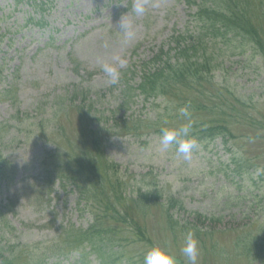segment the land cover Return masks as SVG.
<instances>
[{
    "label": "rangeland",
    "instance_id": "obj_1",
    "mask_svg": "<svg viewBox=\"0 0 264 264\" xmlns=\"http://www.w3.org/2000/svg\"><path fill=\"white\" fill-rule=\"evenodd\" d=\"M50 4L49 10L46 5V11L32 13L35 21L41 19V22L44 24L43 27H37L33 24L22 27L23 22H21V19L24 20L23 17L27 14V17L31 16L29 15L30 12L21 8L24 6L15 8L11 0H0V19H2L0 22V39L2 40L0 44V89L7 88L8 86L13 88L8 95L0 99V138L14 135L4 140V145H10L12 138L19 137V131H14L15 127H26L32 122L36 115V106L38 104H40V107L48 109L47 111L49 114L54 113L56 115L55 119L63 128L68 129L70 122L71 128L77 127L78 113L75 112L76 109L71 105V102H66V99H70V97H66L64 92V90L67 89L66 87L73 82V77L69 71L70 66L62 55L72 50L74 59L90 72L98 71L105 62L116 64V57L126 59L127 66L130 64V58L127 52L131 47L138 43H144L147 47L157 46L158 42L161 39L163 40L167 35V31L164 27L166 26L168 28L170 25L176 24L177 26L175 29H182L188 18L186 16L187 13L191 12L188 9L186 10L184 5L178 2V0H150L146 12L142 16L130 14L128 11L122 12L121 10L125 5V2L122 0H51ZM257 11L261 13L257 15V17L261 19L254 22V24H262L264 28V3L262 8ZM120 22L131 23L132 30L135 32V36L132 40L125 42L124 34L120 31ZM193 28L194 25L191 24L190 30ZM143 39L146 41H143ZM236 43L238 42L233 41L230 44L233 47ZM238 46L247 47L243 41H240ZM210 49V45H208L207 50L210 51ZM231 50L230 47L228 49H221V54L227 60L225 63L226 69L222 71V74L224 76L227 75V78L232 74L236 85L243 92L247 93V95L253 93L256 99L261 97L260 101L264 103V75L262 74L261 65L257 64V60H251L244 65L235 66L234 61H236V59H229ZM219 53L220 50L215 51L214 56H219ZM142 58L143 57H140V59ZM240 60L245 61L243 58H240ZM124 68H120L119 70H123ZM218 72L221 75V72ZM107 81L108 77L103 73L95 77L92 84L97 88H102V84L107 83ZM135 82H137V80H135L134 83ZM57 95L60 97L57 99L59 105L57 108H54L56 105L54 102L56 100L54 98ZM13 100L18 102L16 108L19 114H15V109L9 104ZM77 100V102L75 101L73 103L75 106L80 104L81 99L78 97ZM104 104L103 106L100 103L96 105V103L85 102V104L80 105L88 108L90 107L92 110L99 112L116 108L118 101H115L114 98L105 99ZM149 106L150 102L143 104L141 99L138 98L137 104L133 108V112H136L135 117L146 116L145 118L153 122V118L157 111ZM51 107H53L52 110H50ZM142 107H144V109H142ZM54 109H56L57 112H55ZM131 109L132 108L129 107V110ZM191 111L192 114H194V110L191 109ZM91 115L98 117L95 113H91ZM108 115L109 114L104 115L105 119H108ZM12 116L13 118L9 119ZM28 117H30V120H28ZM95 120L96 118H94V121ZM193 121L198 122V114L194 115ZM125 122L126 120L122 119L114 123L121 125ZM114 123L109 122L107 126L102 124L100 127L103 129L113 127L115 131H119L120 129L118 127L113 126ZM178 123L181 124L180 121H177L175 125ZM2 124L6 126L2 128ZM23 132L28 134L31 130L25 129ZM113 132L114 131H112V133ZM109 133V130L104 132L105 135ZM66 135L69 136L68 131ZM112 136H115V134H112ZM90 137L95 139L92 135ZM111 140H113L114 147L116 148L112 152H109L110 158L108 159L118 165L121 172H126V180L130 178L128 180L129 182L127 181V188L128 185H136L138 181H140V175L149 174L148 172L151 170V165L158 166L155 167L153 172L160 173L162 171L163 163L167 160V157L160 154L159 160H156L155 157L149 158L151 154L157 151L154 147L155 144H151L145 149H142L144 151L139 152V154L134 157L133 149H135V147L130 145L128 139L122 138V141H118L115 138H111ZM72 142L76 152L65 151L66 155L69 157V159L68 157L67 159L71 162H73L74 158H78L79 155L88 154L93 150L87 140L77 143V138H74ZM19 143L20 144L17 145L15 141L13 146L19 147L22 151L25 150V148L22 147L24 144L21 139ZM9 149L13 151L11 146ZM11 153L12 152L7 151L3 156L6 157L11 164L14 163V172L11 170L9 164L6 165L5 170L7 177H13V181L7 178L12 182V186L8 194L3 190L0 197L14 195L16 201L19 199L15 197L17 194V196L21 198L17 201L16 217L14 220L40 227L39 230L36 228H31L28 231L20 229L23 240L11 239V245L15 247L13 249L14 251L11 253L7 251L6 253L11 255L15 253L20 254L21 258H24L28 251L20 249L17 245L28 242L29 240L35 242L36 240H43L44 238L52 236L49 232V227L51 226L50 221L53 220L55 227L62 223H73L75 227H79V225L85 227L87 225L85 220L87 219L89 221L91 217L90 214L86 212L89 204H82L79 206L81 212H74V196L69 198L65 207H61V204H57V206L54 207L53 216L50 211H42L39 206L35 204V195L33 193V195H30L35 189L33 186L32 188L27 186L30 184L28 180V175L30 173V167H28L27 164L28 161L25 160L23 163L20 162L21 160L19 159V157H27L28 153L19 154L17 150L15 154L6 156V154ZM247 156L251 160H254L255 157H259V163L264 165V144H262L259 149H257V146H253L252 150H248ZM91 157H94V155H91ZM191 168H194L196 171V167ZM164 169L165 173L161 177H158V182L161 185L163 179H165L170 181L171 184L168 183L163 193L168 192V196H174L184 203V208L181 212L180 209H177L176 214H171H173V216L182 215L184 219H187L188 225L184 227L183 236H180V234L176 236L171 235L165 231L162 232L168 235V241L175 242L170 245V250L174 255L179 257L178 264H186V257L183 256L181 248L185 243L186 234L198 223L197 217L190 214V212L198 211V209L204 210L201 202H198V192L201 194L202 191H205L204 193L207 200L203 204L207 207L211 205V209L209 210L210 213L214 214V216L217 215L216 217H223L222 221L216 219V221L213 222V228L219 230L229 229L238 223L248 222L252 219L257 223L258 227H264V201L257 205L256 208L250 207L249 202H246L243 204L244 209L247 210L246 214L242 216V213H240L241 211H238L233 217L232 214L235 211H229L227 207L234 205L236 201L228 203L225 189L222 188L224 192L220 190V186L223 184L222 181L219 182L217 187H212L210 184L198 186V182H196L195 179L185 176V168H180L179 173H176V171H173V166L167 163ZM19 170H21V172L17 173ZM168 174L170 175L169 177L167 176ZM172 174H174V176H172ZM89 179L88 177V180ZM94 180L98 179L88 181L87 184L90 187L91 185H103V179L98 182ZM147 181H150L149 176H147ZM11 182L9 183L11 184ZM234 182L238 185L241 183L238 179ZM134 189L137 190L136 188ZM243 189L246 191L249 190L247 183L243 185ZM95 190L103 192V189L97 188ZM160 201L163 202V200ZM92 202L95 204L96 212H101L106 209L104 206L98 205V201L92 200ZM52 206H54V203H52ZM67 208H70V210ZM161 210H163V208ZM57 211L58 213H56ZM78 214L82 215V220ZM63 217L65 221L62 220ZM148 222L155 228L154 230L164 225V219L160 218L158 211L148 219ZM13 225L15 229H17L14 223ZM231 238V235L223 234L220 235L217 244L209 243L204 245L201 248L204 250L198 248V264H244L241 260L226 263L220 258L213 257V250L216 248L220 249L223 254L230 253ZM194 239L198 244V239ZM118 244L121 248L120 252L123 254H125V252L127 254L136 253L143 249V246L141 247L142 249L135 248L134 244L124 243L123 240H120ZM173 246L180 247V249L176 252ZM245 264H252V262L247 261Z\"/></svg>",
    "mask_w": 264,
    "mask_h": 264
},
{
    "label": "trees",
    "instance_id": "obj_2",
    "mask_svg": "<svg viewBox=\"0 0 264 264\" xmlns=\"http://www.w3.org/2000/svg\"><path fill=\"white\" fill-rule=\"evenodd\" d=\"M263 3L264 0H199L196 3L191 1V4H194L197 9L191 17L196 20L197 24L201 25L197 36L189 35L187 30H185L182 34L172 37L170 42L173 43V48L168 44V52H164L161 47L157 55L152 59V63L160 62L158 67L160 65L163 67L148 73L147 78H143V82L136 90L146 99H161L163 102L156 106L157 109L161 107L160 114H157L153 122L146 119L134 120L130 118V120H133L132 125L127 126L124 123L120 126V129L127 128L138 138L143 137L152 141L154 139L159 141L161 129H178L188 123V119L181 116L179 112L180 108L188 106L191 118L192 115L198 114V122L191 128L192 132L198 130V136L195 133H190V135L197 137L198 142L200 145H204L205 149H207L208 145L205 141L221 138L220 147L225 154L229 155L226 163H221V166L226 170L229 169L234 177L244 178L241 180L243 185L248 184L249 190L247 191L237 183L232 185L236 194H238L237 196L242 193L245 194L233 199L230 197V202L236 201L235 204H240L239 206L249 202L250 207H257L264 201V172L257 174V169H264V165L259 163V157L251 160L247 156L248 150H252L253 146H257V149H259L264 144V103L245 95L237 85L232 83V81L230 82L227 79V75L224 76L222 74L224 68L220 54L219 56H214L212 52L216 49L208 52L204 48L208 41H212L211 45L213 44V47L218 41L220 46L228 49V46H231L229 42L235 38L238 43L231 48L234 52L231 53L233 57L236 55L243 57L245 53L251 51V57L259 58L260 62L264 64V40L261 37L263 25L254 24V22L259 21L257 15L261 13L257 10L262 8ZM241 38L248 42L249 47L238 46L239 42L243 41ZM172 51H174L173 58H175L173 64L170 63L168 58L170 57L169 53ZM235 52H238V54ZM162 57L165 58L162 60ZM218 70L223 76H221L219 82H215L218 79L216 76V73H219ZM172 79L174 84L169 86ZM174 87H179L181 90L196 95V103H180L178 101L172 103L170 99L181 97V93H184ZM181 100L184 101L182 97ZM191 109L194 110V114H192ZM51 118L53 116L49 117L46 122H49ZM173 120H178L181 124L178 123L177 127L170 128ZM38 121L39 124L33 125L36 131H32L31 136L25 135L26 143L36 141L38 138L39 130L42 129L44 124L41 118ZM86 130L91 133L87 126ZM86 130L79 134L78 138L83 136L86 138L89 135ZM76 137L69 136V146L72 151H74L72 140ZM2 139H0V143ZM92 144L95 147L93 151L96 156L100 146L98 145L96 148L95 143L93 142ZM165 153L168 155L170 162L179 161L180 157L175 155L174 149ZM193 153L196 154V150ZM100 154L103 156L102 153ZM83 160L84 162L80 163V156L74 158L72 165L74 169H77L76 171L70 170L68 168L70 166L58 165L55 167L54 177L49 176L46 179L43 190L46 189L50 194L52 192L51 187L56 181L61 183L63 188L67 184H74L80 200H96L92 197L91 188L85 187L83 183L86 172L85 179L87 183L96 179L92 177L94 160L89 154ZM104 170L102 165V171L104 172ZM79 172L84 177L76 175ZM212 176L210 175V177ZM88 177L90 178L89 180ZM211 179H215V177ZM153 181L156 185L155 179ZM113 183L119 189L115 196L120 197V190H122L121 181L119 178H114ZM91 187L97 186L91 185ZM107 198L110 199L111 197L107 196ZM99 203L106 208V204L101 199ZM110 219L115 218L113 216ZM100 220L101 218L99 219L98 229L94 233L81 235L75 232V234L79 237L81 244L85 242L90 244L92 248L97 249L99 257L102 260L107 259V262H110L109 264H115L110 258L116 259L119 263L121 248L118 243L121 240V236L122 238H129L127 244H135L138 242L137 240L148 243L151 240L144 231V227L147 226L146 222L135 221L133 233L131 234L127 233L129 224L127 220L122 221V228L111 229L110 226H107L105 231L100 229ZM6 226L4 217L0 214V231ZM208 230L210 231V229ZM90 231L93 232V230ZM221 233L217 232L216 235H221ZM224 233L232 235V248L236 252V256L244 259H248L250 256H257L256 252L263 245V241L258 237L253 238L255 244L249 243L246 229L230 228L225 230ZM198 235H201V233L199 232ZM206 235L202 234L203 237ZM211 242L216 243V239L212 238ZM0 264H15V260L5 259L0 256Z\"/></svg>",
    "mask_w": 264,
    "mask_h": 264
},
{
    "label": "clouds",
    "instance_id": "obj_3",
    "mask_svg": "<svg viewBox=\"0 0 264 264\" xmlns=\"http://www.w3.org/2000/svg\"><path fill=\"white\" fill-rule=\"evenodd\" d=\"M149 2L150 0H134V14L137 16L144 15ZM120 29L124 34L125 42L134 38L135 32L132 30L130 22H120ZM115 59L117 61L116 64L105 62L102 65V71L108 77V82L112 85H117L120 82L121 73L119 69L124 68L127 64L124 58L116 57ZM179 112L181 116L188 119V123L178 129H161V135L159 137L160 151L169 152L174 149L177 157L189 160L192 157L193 151L198 150L201 145L194 136L190 135L192 122L190 119L191 112L188 106L180 108ZM262 172H264V169H257V174ZM181 252L186 257V264H198L199 249L192 232L186 234L185 243L181 248ZM143 264H178V261L174 254H170L159 246H154L145 251Z\"/></svg>",
    "mask_w": 264,
    "mask_h": 264
}]
</instances>
